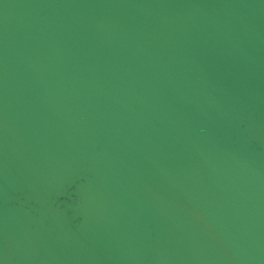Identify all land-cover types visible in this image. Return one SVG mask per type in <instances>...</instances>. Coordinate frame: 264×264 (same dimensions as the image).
<instances>
[{"label": "water", "instance_id": "water-1", "mask_svg": "<svg viewBox=\"0 0 264 264\" xmlns=\"http://www.w3.org/2000/svg\"><path fill=\"white\" fill-rule=\"evenodd\" d=\"M0 264H264V0H0Z\"/></svg>", "mask_w": 264, "mask_h": 264}]
</instances>
